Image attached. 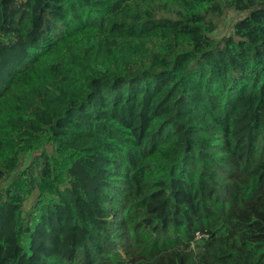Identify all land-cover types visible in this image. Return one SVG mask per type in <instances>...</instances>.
Returning <instances> with one entry per match:
<instances>
[{"label":"trees","instance_id":"1","mask_svg":"<svg viewBox=\"0 0 264 264\" xmlns=\"http://www.w3.org/2000/svg\"><path fill=\"white\" fill-rule=\"evenodd\" d=\"M0 264H264V0H0Z\"/></svg>","mask_w":264,"mask_h":264},{"label":"rangeland","instance_id":"2","mask_svg":"<svg viewBox=\"0 0 264 264\" xmlns=\"http://www.w3.org/2000/svg\"><path fill=\"white\" fill-rule=\"evenodd\" d=\"M242 15V12H234L230 11L227 15H224L222 18V21L220 22L219 28L215 32V36H222L225 33H228L232 29L233 22L235 21L236 18ZM41 149H39L37 152L34 154L26 155L21 162L20 168H22L24 165H26L32 158L33 155L36 156L39 154Z\"/></svg>","mask_w":264,"mask_h":264}]
</instances>
